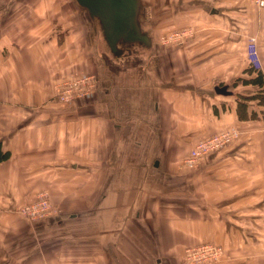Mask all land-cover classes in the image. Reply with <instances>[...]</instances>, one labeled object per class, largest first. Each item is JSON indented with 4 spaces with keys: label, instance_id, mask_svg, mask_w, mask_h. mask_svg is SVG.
<instances>
[{
    "label": "crops",
    "instance_id": "1",
    "mask_svg": "<svg viewBox=\"0 0 264 264\" xmlns=\"http://www.w3.org/2000/svg\"><path fill=\"white\" fill-rule=\"evenodd\" d=\"M175 1L166 4L165 0H154L159 13L156 28L162 32L173 26H189L194 36L181 34L174 43L156 42L150 52L139 46L138 52L146 53L140 54L139 64L127 71L131 75L124 76L122 83L101 86L88 101L70 104L53 98L54 85L68 72L78 70L75 65L79 62L71 57L66 39L49 43L40 37L34 40L41 31L19 28V23L13 21L16 16L2 27L8 16L1 15L4 6L0 4V154H7L0 161V228L22 229L24 224L8 213L17 205L33 202L34 190L57 189L62 200L58 203L74 209L70 212H78L77 206H86L90 211L101 206L113 223L102 222V230L115 223V227L122 225L117 228L122 244L98 246L101 256L97 264H181L164 259L171 248L165 241L172 235L168 226L153 228L140 218L146 201L152 207L156 203L155 196L149 201L147 193L132 194L131 190H151L160 183L157 179L162 172L172 179L170 182L181 180L184 175L160 163L161 159L183 155L182 151L189 148L187 144L193 145L227 125L250 128V148L236 145L220 153L213 164H204V183L209 189H218L221 197L223 158L233 151L244 161V156L250 155V169L257 168L255 164L260 167L257 157L260 151L264 156V106L256 100L242 101L236 93L258 90L243 82L256 77L245 59L246 42L239 37L244 29L256 37L259 70L264 78V7L258 16H246L243 23L241 7L234 9V18L227 16L231 10L226 5L210 6L206 0H198L187 6ZM11 8V13L25 9L22 12L33 14L25 15L27 25L29 21L34 24L35 13L53 10L45 5ZM54 12H59V7ZM233 29L239 30L238 35L228 33ZM14 32H18L15 40L11 38ZM68 43L73 45L71 40ZM74 45L75 50H81L82 39ZM216 88H225L235 96L230 110L220 114L215 113V107L225 102L215 98V94L223 95ZM238 110H243V119H239ZM82 161L84 165L79 164ZM86 173L90 174L91 193L84 200L75 189L82 188L77 183L83 182L80 175ZM118 193L122 195L116 198L114 194ZM259 199L251 198L250 203L259 205ZM76 217L69 215V219ZM136 236L140 243L135 242ZM160 236L164 237L162 242ZM126 239L133 243H123ZM6 249L18 247L0 246V252ZM102 259L105 263L100 262Z\"/></svg>",
    "mask_w": 264,
    "mask_h": 264
},
{
    "label": "rangeland",
    "instance_id": "2",
    "mask_svg": "<svg viewBox=\"0 0 264 264\" xmlns=\"http://www.w3.org/2000/svg\"><path fill=\"white\" fill-rule=\"evenodd\" d=\"M206 1L210 6L226 5L231 10L227 14L228 17L235 18L234 9L241 7V15L244 16L242 18L243 23H246V16H258V13L261 14L264 7V4H259L260 0ZM197 2L198 0L175 1V3L187 6ZM153 3L154 0H141L140 25L143 32L149 35L151 39L148 50L143 49L142 51H154L156 42L174 43V39L181 34V36L187 37L195 35L194 29L186 25H184L186 27L180 28L173 26L160 32L156 28L159 13L154 8ZM165 3H169L168 0H165ZM0 4L4 6L1 15L8 16L3 19L2 27H5L7 22H11L10 18L16 16L17 18H14L13 21L19 23V28H35L36 33L41 31V34H36L34 40H38L40 37L44 43H49L50 41L55 42V39H58L59 42L64 38L66 39V43L71 49V57L76 58V63L79 62L75 65L78 70L70 71V74L68 72L69 75L67 74L66 78H62L54 86L59 84L69 85L75 80L86 79L89 84H94L95 87L87 93V96L75 98L64 104L88 101L101 86L106 87L112 83L116 84V82L122 83L124 76L131 75L127 71L134 69L133 65H138L139 58L146 53L138 52L135 47L136 50H126L122 54L123 56H111L102 38L98 23L88 18L86 11L80 8L75 0H0ZM170 4L172 5V2ZM44 5L53 8V10L35 13L34 24L32 25H30V21L27 25V19H25V15L31 16L32 13L22 12L25 9H16L18 13L10 12L13 6L28 8L35 6L40 8ZM56 7H59V12H54ZM159 11L161 10L159 9ZM246 30L244 29L243 34L239 37H242L246 42L245 59L248 66L251 67L252 65L247 59L250 39H255L258 61L259 54L255 35L246 34ZM238 31L233 29L232 32L228 33L238 35ZM17 35L18 32H14L11 38L14 39ZM80 38L83 44L82 49L78 50L77 48L75 50L74 42H77ZM69 40L72 41L73 45L68 43ZM140 54L142 55L140 56ZM101 56L104 57V60ZM259 68L255 69L259 70ZM256 91L257 89L254 92H243L242 94L239 91L236 94L238 99L242 101H251L250 98L256 97ZM215 96L217 100L225 102V105L219 106V108L216 105L215 113H224L230 110V105L233 102L235 103L234 93L229 95L215 94ZM222 129L201 138L212 139L218 136L217 145L221 146L216 149L213 147V150L192 168L183 166L182 160L191 152L198 140L192 142L193 145L187 144L189 148L182 151L183 155L161 159L160 163L173 166L180 175H184L181 180L177 178L176 181L170 182L172 179H168L167 174L162 172L158 175L159 179H157L160 183H151L156 185L151 190L146 191L145 188L137 189L136 192L131 190L132 194L142 192L145 195L147 193L149 201L155 196L156 203H153L152 207V204L149 205L146 201L147 207L144 206L140 210V218L149 221L153 228L161 224L168 226L172 235L165 240L171 246L170 250L164 253V259L166 260L177 261L181 264H264V204L261 203L264 200V170H261L264 156H262L261 151L257 157L260 167L254 163L257 168L253 170L250 169L251 163L247 160L250 155L244 156L245 161L235 151L225 155L223 158L224 164L221 167L225 176L221 197L218 189H209L208 183H204L202 169L204 164H213V160L220 153L233 149L236 145L241 146V144H244L245 148H250V128L242 129L227 125ZM243 136L248 141L242 140ZM188 151L189 153H187ZM240 159L244 162H240ZM79 164L84 165L85 162L82 161ZM80 178L83 182L77 184H81L82 188H76L75 190L82 193L81 195L85 200L91 193L88 187L90 174H81ZM211 182L214 185V180ZM40 194L46 196L51 209L44 215L37 214L28 218L21 212L20 208L22 209L24 205L29 203L35 204ZM51 195L55 197L54 200H51ZM121 195L119 193L114 194L116 198ZM34 196L33 202L17 205L8 213L13 215L20 225L24 224L22 229L18 228L16 231L8 227L0 228V246L18 247L15 250L6 249V252H0V264H28L29 262L31 264H93L94 262L97 264L101 256V253L97 252L98 246L122 244L117 233V228H122L121 224L115 227L118 224L115 223L113 227H108V230L105 228L102 230L101 223L104 222L105 225L110 223L111 219L108 220L107 212H103L101 206L98 210L95 206L93 211L87 210L88 207L86 206H77L79 207V209L77 208L78 212H70L74 209H68L59 204L62 200L58 196L57 189H37L34 190ZM258 196L260 197L259 205H252L250 199H257ZM62 209L65 211L61 212ZM70 214H75L77 217L69 219ZM129 220L132 222L131 217H129ZM126 221L128 223L127 217ZM140 227L142 228V226ZM113 229L115 230L114 234L112 233ZM158 238L160 242L164 240L162 236ZM134 240L136 243H140L137 236ZM123 243H133V240L126 239ZM91 246H95L94 250L91 249ZM197 248H214L217 252L216 258L202 263L201 261L207 257L202 259L203 253H197ZM107 255H112V253ZM105 261L102 259L100 262L105 263Z\"/></svg>",
    "mask_w": 264,
    "mask_h": 264
},
{
    "label": "water",
    "instance_id": "3",
    "mask_svg": "<svg viewBox=\"0 0 264 264\" xmlns=\"http://www.w3.org/2000/svg\"><path fill=\"white\" fill-rule=\"evenodd\" d=\"M75 2L86 11L88 18L98 23L111 56H123L126 50H136L134 48L139 46L147 49L150 47L151 39L143 32L139 21L141 0H75ZM101 58L104 60L103 56ZM216 92L229 95L225 88H216Z\"/></svg>",
    "mask_w": 264,
    "mask_h": 264
},
{
    "label": "built area",
    "instance_id": "4",
    "mask_svg": "<svg viewBox=\"0 0 264 264\" xmlns=\"http://www.w3.org/2000/svg\"><path fill=\"white\" fill-rule=\"evenodd\" d=\"M260 5L264 4V1L260 0ZM247 59L250 63V65L255 66V68H259V61L256 51V44L255 39H250L248 50H247ZM251 66V67H252ZM254 68V69H255ZM88 78V77H87ZM264 79V78H263ZM94 84H89L88 80L86 79H80L75 80L71 82L69 85H63L59 84L55 86V93L53 95V98L60 103H69L75 98L85 97L87 96L88 92H91L94 89ZM92 89V90H91ZM234 131V130H231ZM219 141V137L216 136L215 138H206L198 140V142L194 145L191 152L182 160L183 166H187L189 168H192L194 165H196L206 154H208L211 150H213V147L218 148L221 145H217ZM50 204L48 203V199L44 194H40L39 197H37V202L35 204H26L23 206L21 212L25 214L28 218L29 216L34 215H44L49 211ZM44 217V216H42ZM197 253H203L201 262L204 263L205 261H211L212 259L216 258V251L214 248H197ZM201 260V259H200Z\"/></svg>",
    "mask_w": 264,
    "mask_h": 264
},
{
    "label": "trees",
    "instance_id": "5",
    "mask_svg": "<svg viewBox=\"0 0 264 264\" xmlns=\"http://www.w3.org/2000/svg\"><path fill=\"white\" fill-rule=\"evenodd\" d=\"M250 71L253 72L255 74V78L250 79V80H244V84H252L258 87V90L256 91L257 94L256 97H252L250 98L251 100H256L258 101V103L262 106H264V81H263V75L261 74L260 70L258 69H254L253 67H250ZM245 106H243L242 108H244ZM243 111V110H242ZM241 110H238V117L239 119H243L244 118V114ZM7 155V154H6ZM5 154L1 155L0 154V161H2L3 159H5L7 156Z\"/></svg>",
    "mask_w": 264,
    "mask_h": 264
}]
</instances>
